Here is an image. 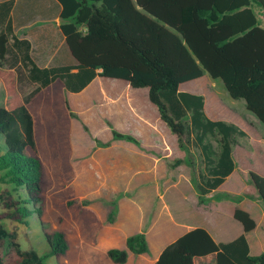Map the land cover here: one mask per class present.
I'll return each instance as SVG.
<instances>
[{"label":"trees","instance_id":"trees-1","mask_svg":"<svg viewBox=\"0 0 264 264\" xmlns=\"http://www.w3.org/2000/svg\"><path fill=\"white\" fill-rule=\"evenodd\" d=\"M57 1L62 7L60 28L78 71L73 72L74 67L38 70L32 81L40 87L26 100L19 91L17 71L4 66L9 36L0 33V84L7 96L0 107V183L8 186L0 191V264H43L51 256L57 264H68L66 232L44 229L50 251L40 255L34 248L23 250L6 221L29 226L35 213L43 226L64 224L65 214L53 198L68 186L61 164V145L67 144L62 136L67 140L76 115L67 92L83 91L97 76L149 89L151 102L186 152V158L171 167L188 164L195 173L194 155L188 148L195 136L206 160V173L196 182L200 204L235 171L234 148L247 134L235 124L208 118L205 97L180 91L181 86L206 75L220 81L229 96L244 101L264 126V28L255 11L261 8L264 14V0ZM59 95L61 112L55 107ZM209 134L220 137L218 154L205 143ZM113 136L140 145L131 135L113 130ZM249 180L264 204V177L250 172ZM220 198L238 203L245 199L230 194ZM75 204L68 201L65 206ZM112 207L111 224L117 216L116 204ZM233 217L244 230L235 240L217 243L205 228H195L168 245L156 264H264V252L251 255L247 239L257 227L256 220L238 207ZM127 248L90 250V260L85 257L80 264H126L129 251L150 252L146 234L129 237Z\"/></svg>","mask_w":264,"mask_h":264},{"label":"crops","instance_id":"crops-1","mask_svg":"<svg viewBox=\"0 0 264 264\" xmlns=\"http://www.w3.org/2000/svg\"><path fill=\"white\" fill-rule=\"evenodd\" d=\"M61 12L62 7L57 0H0V33L9 36L5 68L17 71L18 75L24 73L31 81L37 78L35 73L38 70L74 67L73 72H77L78 62L72 56L60 28L63 23ZM193 91L191 94L202 95ZM67 99L76 115L71 120L67 137L72 134L73 123L77 121L95 140V144L87 160L79 166L73 164L71 170L63 169L68 183L63 196L69 200L90 202L83 212L85 210V215L90 214L94 221L89 220L92 224H89L85 237L97 240V250L104 253L116 248L128 250L127 239L145 233L150 252L153 249L154 254L135 255L129 251L126 264H156L168 245L195 228H205L217 243L233 241L244 233L241 224V229L227 236L214 226H185L174 218L167 203L170 191L175 185L181 190L183 187L184 193L196 189L185 164L171 167L177 151L179 159L184 157L177 136L163 122L158 108L151 102L149 89L133 88L125 81L97 76L83 91L72 92ZM208 112L215 113L213 109ZM226 116L227 119L222 121L235 124L248 134L237 117ZM103 128L112 133L111 140L100 138V129ZM113 130L133 136L140 145L115 139ZM250 155L253 157L246 156V163L237 157L234 148L236 169L225 183L238 171V159L243 173L255 172L264 177V154L263 157L260 154L258 157H254L253 153ZM181 176L184 178L181 179ZM196 195L195 199L199 201L197 191ZM161 202L167 210L164 213L159 210ZM113 203L117 206V216L111 224L108 216ZM258 229L257 222L256 229L247 234L253 256L264 252V243L259 244L256 237L251 238ZM92 232L94 238L89 234Z\"/></svg>","mask_w":264,"mask_h":264},{"label":"rangeland","instance_id":"rangeland-1","mask_svg":"<svg viewBox=\"0 0 264 264\" xmlns=\"http://www.w3.org/2000/svg\"><path fill=\"white\" fill-rule=\"evenodd\" d=\"M255 11L257 12L260 25L264 28V14L262 9L255 8ZM107 82L111 83L109 80H107ZM18 87L22 97L26 100L39 88V84L32 82L25 77L24 73L20 72L18 75ZM192 89L196 93H202L205 97V112L208 118L222 121L223 119H227L226 115L237 117L246 128L248 131V134L246 133L247 136L239 138V144L235 147V154L238 158L247 163L248 161H246L245 157L252 158L253 156L250 155L251 153L255 154L254 157H258L259 154L263 157L264 126L246 109L244 101L232 99L222 82L214 81L207 75L200 80L183 85L180 88V91L192 93ZM70 93L67 94V97L69 95L71 97L72 92ZM6 97L3 84H0V107L5 106ZM56 102L57 105L55 104V107L61 112V95L57 97ZM210 109H213L215 113L209 114L208 110ZM188 121L189 119L187 122ZM63 129L64 128H61V131H63ZM100 131V138L102 140L108 141L112 139V133L108 132L106 128L100 129ZM71 133L72 134L68 135V137L65 135L67 140L62 136L67 144L61 145L62 168H69V170H71L73 164L79 166L87 160V157L90 155L95 144V140L91 138L88 133H85L83 126L77 121L73 123ZM219 140L220 137H218L217 134H209L206 137L205 143L210 144L212 150L218 154L221 150ZM188 148L194 155L195 173L188 164H185V167L186 170L191 173L192 185L196 189V182H200V174L206 173V160L202 152V146L197 142L194 135L191 137V145ZM179 149L182 151V155L185 159L186 152L183 151L180 146ZM179 155L180 154L177 151V154L173 158L174 162L179 159ZM237 163L239 169L235 175L230 177L218 190L208 194L207 197L210 198L206 203L200 204L199 201L195 199L197 198V189H190L184 193L183 187L181 190L180 188L178 189L177 185H175L173 190L168 194L167 203L174 218L185 226L189 224H206L216 227L221 233L227 236L234 235L242 228L240 223H238L233 217L235 208H241L249 212L256 222L259 223V229L251 238L256 237L257 242L261 244V242L264 243V204L262 201L258 200V194L249 180V174L243 173V168L239 159ZM182 178H184V176H181V179ZM193 178L196 179L195 182L193 181ZM177 183L178 182L176 181V184ZM7 187L6 184L0 183V191H3ZM226 194L232 196L242 195L245 199L242 200L241 203H238L230 199L220 198L224 197ZM68 201H74L76 204L67 209L65 205ZM53 202L56 208L65 214V222L62 225L47 222V224L43 226L42 223L37 220L35 213L29 218V226L11 223L10 221H6V224L11 230L16 231L18 242L23 250L34 248L40 255L48 254L50 247L44 229H47L50 232L61 230L67 233L70 240L68 264H80V261L84 262L86 260L85 257L90 260V256L89 254L87 255V253H89L90 250L99 251L95 248L97 246V240L94 238V233H89L94 239L87 240L85 237L89 231V224H92L89 220L94 221L90 214L85 215V210L83 212L84 207L90 202L88 200H83L82 202L75 199L69 200L63 196V192L54 197ZM82 203H86V205L82 206ZM159 205V210L161 209L164 213L166 209L163 208L162 202ZM153 254L154 250L152 249V252H150L149 255L152 256ZM43 264H57V260L55 256H51L48 257Z\"/></svg>","mask_w":264,"mask_h":264}]
</instances>
